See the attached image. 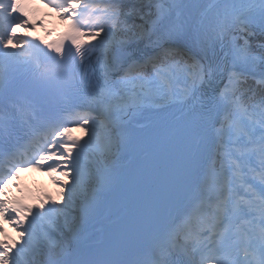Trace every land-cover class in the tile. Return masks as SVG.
<instances>
[{"label": "snow or ice", "instance_id": "obj_1", "mask_svg": "<svg viewBox=\"0 0 264 264\" xmlns=\"http://www.w3.org/2000/svg\"><path fill=\"white\" fill-rule=\"evenodd\" d=\"M49 2L71 25L43 45L45 63L15 30L34 27L24 0H0V157L52 129L25 162L65 178L53 175L59 201L0 199L22 229L0 239V264H264V0L198 15L201 0ZM9 70L34 103L5 102ZM174 104L179 119L163 115ZM67 122L87 137L69 138Z\"/></svg>", "mask_w": 264, "mask_h": 264}, {"label": "bare ground", "instance_id": "obj_2", "mask_svg": "<svg viewBox=\"0 0 264 264\" xmlns=\"http://www.w3.org/2000/svg\"><path fill=\"white\" fill-rule=\"evenodd\" d=\"M40 2H43L47 5L48 11H52L51 7L52 4L49 2V0H39ZM215 0H207L206 4H203V0H201L202 6L198 7L196 11L194 10L192 12L193 15H198L200 12L205 10V7L207 5H211L214 3ZM41 23L37 26V29L35 31L39 32L41 35H45L46 39H51L53 36L58 34L59 29L62 28L63 22L59 23L57 16H48V14L43 15L41 18ZM23 31V30H22ZM156 55L154 54V57ZM171 111H176L177 114L181 112V106L179 104H174L169 110L163 115L165 116L167 113ZM79 132H75L70 129L69 133L67 134L69 138L71 137H76V138H81L84 139L87 137V135L84 132V129L80 128ZM47 140V139H46ZM46 140L42 141V143L38 144L37 147L34 150H31L29 152L30 156L28 158L22 159L21 161L17 162L18 164H15L14 166H11L9 169L5 170V173L3 174L2 178L8 177L9 172L13 168H19V173L16 175L14 178H9L7 179L6 184L2 185L3 191H0V199L3 198V193L8 189H15L17 185L22 181V178H28V180L33 184V186L37 190V195H38V203L37 206L40 205L41 203H46L48 198L51 197L53 200H57V191L53 189L51 185V181L53 179V175L60 177L61 179H65L62 175V171L58 169L54 173H50L47 167H40L38 164H29L26 163L25 161L27 160H32L35 158V160L39 161V153H38V148L43 147L45 144ZM61 143L64 141L61 139ZM40 163H50L47 161H40ZM55 167V165L53 164ZM54 180V179H53ZM5 200H8L7 198ZM10 201V200H9ZM29 206V205H28ZM29 207H34V206H29ZM95 228L94 227L91 229L93 232ZM5 231L2 232V238L1 239H11L13 236H15V228L9 225L8 229H4ZM98 235V233H96Z\"/></svg>", "mask_w": 264, "mask_h": 264}, {"label": "rangeland", "instance_id": "obj_3", "mask_svg": "<svg viewBox=\"0 0 264 264\" xmlns=\"http://www.w3.org/2000/svg\"><path fill=\"white\" fill-rule=\"evenodd\" d=\"M107 1H108V0H87V2L90 3L94 8H95V7L102 8L101 6H98V3H99V2H107ZM52 9L54 10V14H53V16H54V15L57 16L58 22L61 23V22L63 21V18H64V17L61 16L60 11H59V10L55 7V5H53V4H52ZM19 26H20V25H19ZM19 26H18V29H19ZM15 30H16V32L19 34V31H18L17 29H15ZM89 40L92 41V40H93V37H89ZM252 41H253V44H258V43L260 42V39H256V40H252ZM252 41H251V42H252ZM80 128L84 129V132H85V134L87 135V132H86L85 126H83V125H79V129H80ZM79 129H78V130H79ZM51 184H52V186H54L55 190L57 191V195H56V197H57V200L59 201V200H60V196H59V188H60V185H58V184L56 183V181L53 180V179H52V181H51ZM9 190H10V188H8V189L3 193V198H4V197H7V194H8V192H9ZM4 199H6V198H4ZM5 221L12 223V220H11L10 218H6V217H4V216H0V223L5 222ZM12 224H13V223H12ZM13 226H14V228H15V232H16V240H14V241H12V242H18V241H21V235H20V233H21L22 229L15 227L14 224H13Z\"/></svg>", "mask_w": 264, "mask_h": 264}, {"label": "trees", "instance_id": "obj_4", "mask_svg": "<svg viewBox=\"0 0 264 264\" xmlns=\"http://www.w3.org/2000/svg\"><path fill=\"white\" fill-rule=\"evenodd\" d=\"M102 5L105 6L106 3H104V4L102 3ZM255 39H260L258 34L256 37L252 38V40H255ZM249 83H250V86L253 87L254 90L257 88V86L255 84H252V82H249Z\"/></svg>", "mask_w": 264, "mask_h": 264}, {"label": "water", "instance_id": "obj_5", "mask_svg": "<svg viewBox=\"0 0 264 264\" xmlns=\"http://www.w3.org/2000/svg\"><path fill=\"white\" fill-rule=\"evenodd\" d=\"M195 9V8H194ZM194 9H190V13H192V11H194Z\"/></svg>", "mask_w": 264, "mask_h": 264}]
</instances>
